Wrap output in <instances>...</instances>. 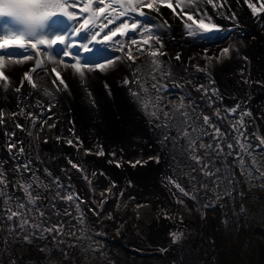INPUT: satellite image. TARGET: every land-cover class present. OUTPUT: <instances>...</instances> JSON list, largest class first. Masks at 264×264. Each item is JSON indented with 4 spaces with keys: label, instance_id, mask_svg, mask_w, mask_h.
<instances>
[{
    "label": "bare ground",
    "instance_id": "6f19581e",
    "mask_svg": "<svg viewBox=\"0 0 264 264\" xmlns=\"http://www.w3.org/2000/svg\"><path fill=\"white\" fill-rule=\"evenodd\" d=\"M95 1L97 2L95 8L91 6L89 11L81 13L79 10L85 7V0H77L76 6L69 9V11L76 13L77 21L69 22L66 18L62 17L61 27L50 28L54 29L53 31L46 29L48 35L51 36L53 32L62 33L69 27L82 23L84 18H88L90 24L93 22L95 23V31H100L104 28V24L108 23L109 20L113 21L112 24H109V28H115L119 26L120 21L125 19V17L120 16V12L122 11L120 4L115 3L114 0H103L102 3L100 0ZM254 2L259 6L260 0H254ZM97 6L103 8L104 11L102 13L97 12ZM201 7L204 8V5H201ZM158 9L159 12L151 11L148 8H142L140 10L146 14L150 13L147 23L155 26L158 30L157 34L160 35L162 39L163 50L167 54L161 57L165 67L171 65L175 69L177 79L183 77L185 81L190 80L192 82L188 83L181 91L186 96L189 94L191 95V99L194 102V112L197 116L203 112L205 114H213V121L218 120L214 116V108L218 105V99L213 97L215 104L213 107H209L208 99L203 97L201 93L196 92L193 87V84H203L206 87L213 88L215 85L208 82L211 80L213 72L217 73L218 79L220 78L221 80V83L216 82L222 86V88L220 87L221 96L229 101L226 107L237 100L238 94L242 97L241 94L244 92L243 89L248 85V83H243V79H249L251 81L250 86L254 88L258 82H264V38L261 37L262 34H264V31H262L263 27H261L264 23V14H258L256 17H253L251 15V10L243 3V0H228L227 8L221 11L227 16L235 14L237 19L232 21L222 18L211 5L206 6L205 10L213 17L215 23L222 24L227 31H235V34L239 35L241 38L239 42L244 43V49L243 46L237 44L232 49L231 58L226 60L223 66H214L211 64L210 74H205L196 70V65L204 66L206 63L202 58L204 47L187 39L186 30L182 25L186 17L181 19V9H176V13L180 15L174 14L171 9L166 10L169 11V13H166L163 7H158ZM126 19L132 22L141 18L138 13H132L128 15ZM6 20L7 18L0 20V28H2V24ZM165 21L167 22V27H161L162 22ZM107 31L108 29H104V31L101 32V36L97 37V39H101ZM85 35L86 33L81 34L79 37H71V40L75 41L77 45L87 43ZM135 35L140 38L141 34L135 33ZM125 39H122L119 33H117L113 40L107 42V50H104L100 44L93 43V45L90 46H93L94 50L89 55H85L86 51L81 49L80 56L83 61L87 62H102L104 58L123 56L124 53L118 49L121 43L126 41ZM194 43L196 47L192 46L188 49V46L195 45ZM61 47L62 45L59 46L56 51H60ZM38 48L41 52L43 51V46H38ZM177 53L181 55L180 61L174 59ZM209 53L210 51H208V54ZM32 54L34 57L32 61L25 62L22 66L15 65L12 69L8 70L7 74L10 76L13 84L19 86L23 78V73L25 71H30L31 68L35 66V59H43L42 56L36 57L35 53ZM244 57H247V60H245ZM57 58L59 59L60 57L57 56ZM67 58L66 60L65 57H63L65 62H74L70 57ZM146 59H148L150 63V58L141 56L136 62L137 67L144 65ZM128 63L130 62L120 64L118 66V71H114L107 76L102 77L100 74H96L90 81L92 95L98 102L95 107L91 105V98L87 96L86 89L78 86V79L73 78L71 70L62 72V78H64L69 85L70 91L56 92L54 98L45 96L39 89H31L26 81L20 93H17L14 87L7 91L0 90V111L5 113V122L0 124V170L5 172L9 182L6 190L9 189L10 193L8 196L4 197V199L11 198L14 201L11 205H7L6 209H2V202L0 204V218H2L3 224L2 229H0L2 230V232H0V249H4L3 254L0 255L2 264H11L8 262V257H15V254L19 255L16 243L9 234V229L11 228L9 223L11 221H8L6 217L8 214V207H15L18 202H25V200L20 198V196L24 194L23 190L16 186V181L19 180L21 176L13 172V169L18 164L26 163L29 160L32 161V172H25L22 173V175L31 178L34 173L43 178L45 183H49L53 180L52 177L45 174V170L51 171L53 177H59L61 183L64 184L66 188L73 189L76 194L85 201L84 206L89 217L91 229L107 246H109V243L106 234L113 236V233H108L109 224L104 222L102 217L109 214L117 197L113 200L112 205H110L109 202L105 203L103 211H98L96 204L103 198L101 194L105 193L106 189L111 188L114 183L116 187L114 193L116 195H123V203L131 212L125 222L127 229L123 237L124 241L129 245V255L136 258L137 255L134 253L139 254L144 251V255L147 259H153L155 256H158L162 264H169L162 250H159V248L164 249L161 247L167 246L165 249H168V247L170 248L174 244L182 243L184 234H187L193 240V249L196 251V254L201 250L200 244L195 239V235L192 238L193 233L190 228L185 232H181V228L176 227L172 233H180L181 240L174 243L172 233L166 237L165 231L162 228L157 229L153 227L150 231L149 225L152 219L151 217H149V219L144 218L142 222L140 221L141 218L145 217L144 214L146 211L152 210V212H156L155 210H158L161 206L167 205L169 206L167 207L170 212L166 213V216H159V218H182L185 215L183 214V216H181V210L176 202L175 188L171 187V190L168 191L164 203H162L154 193L156 189L158 190L160 182L159 175L169 177L175 174L174 168L173 170H168L169 156L166 155L164 158L166 161H161L159 164L153 161L145 166V168H154L159 172V175H156L155 178H153L155 174L153 173L149 179L146 177H134L128 172H117L114 166H111L115 163H109V161L113 159L120 161L121 164H129L128 161H135L137 159L147 160L148 157L157 155L159 151L157 136L154 134L157 130L153 127V124L150 123L149 116L139 110L138 105L130 95L129 87L134 90L136 85L125 86L122 84V80L125 76H131V71L127 66ZM249 63H252L254 66L253 75L251 77L246 73ZM51 67L52 65L47 63L44 68L38 69L37 73L34 74V79L42 85L46 80L55 79V73H52L51 77L47 76V72L51 71ZM219 68H221V70H226V75H221ZM242 68L245 70L244 77L240 75V70ZM230 74L237 80L238 90L240 88L239 92H237L236 82L233 80L229 81L228 76ZM150 76V70L144 69L142 78L146 79L149 84L151 83ZM105 82L110 86L111 95H108L104 89ZM57 83H59V81H57ZM49 102L54 104L55 107L51 113H45L42 117V119L48 120V124L40 130L39 136L35 134V127H33L29 119H26L23 115H16L13 117V114L20 113L22 109L26 112L40 115L41 109L38 104L43 103L46 107ZM185 103H187V100ZM169 107L175 106L171 105L169 102ZM49 116L52 118L48 119ZM16 123L23 125L27 131L16 128ZM52 123L56 124L55 128H49L48 125ZM36 127L40 128L38 125ZM9 132H15L16 135L13 139L18 144L22 143L23 148L26 150L23 155H18L17 158H13L12 154L7 149ZM28 132H31L32 135L30 136ZM226 133L233 137L230 127L226 130ZM172 134L175 135V132ZM58 136L63 139L57 141ZM70 138L74 141L78 138L83 148L77 150L69 146L66 140ZM181 144H186V141L182 140ZM100 147H102L105 152L104 156L95 155V152L98 151ZM87 149H91L93 154L85 155V150ZM113 152L116 153L115 158L111 155ZM69 158L84 169L83 172L86 173L88 178L91 176H93V178L86 179L85 175H82V172L72 169L71 165L68 163ZM178 160L179 169L181 170L187 168L186 165L191 163L190 160H185L184 157L179 156V154ZM175 163L176 162L173 161L172 165ZM93 173H96V175H93ZM193 176L198 178L195 180L196 188L200 190V185L205 183L208 177H205L202 172H193ZM89 180H91V184ZM91 188L101 191V194L97 192L96 194L92 193ZM57 191L58 189L55 184H53L50 190L46 191L40 189L41 195L45 197L40 203L42 205H51L47 207L46 214L50 222L57 221V209L67 206L64 200H62L63 207L57 206L60 204V199H53ZM147 193H151V195ZM53 204L55 205L54 208ZM138 205L140 207H138ZM174 208H176L177 213L172 214L171 210ZM66 209L68 208L66 207ZM97 212H99V215L96 214ZM135 230H139L142 236H139V234L137 235ZM147 230L150 240L146 237ZM15 231L16 230L11 233L14 236ZM136 245H138L137 247L139 249H135ZM17 246L20 247V243L17 244ZM61 248H63V246H61ZM64 251L66 253L65 249ZM207 252L212 255L208 246ZM114 253V250L110 248L109 254L113 258ZM37 258L43 260L46 257L40 255L37 256ZM213 261L214 260L211 259L209 262L213 263ZM16 264L32 263L24 262ZM68 264L70 263L68 262ZM113 264H117L115 259ZM135 264H137V262H135ZM139 264L155 263L146 260Z\"/></svg>",
    "mask_w": 264,
    "mask_h": 264
},
{
    "label": "snow or ice",
    "instance_id": "6c2138e0",
    "mask_svg": "<svg viewBox=\"0 0 264 264\" xmlns=\"http://www.w3.org/2000/svg\"><path fill=\"white\" fill-rule=\"evenodd\" d=\"M102 3L103 0H100ZM115 3L120 4L122 11L120 12L121 17H125L124 20L119 22V26L115 28H109V24L113 21L109 20L108 23L104 24V28L100 31H95V23L89 22L88 18H84L82 23H78L75 26L69 27L66 31L53 32L51 36L48 35L46 29L48 28H59L62 25V20L59 17L66 18L69 22L77 21V15L73 11H69L70 8L76 6L77 0H0V20H7L2 24L0 28V90H10L15 88L17 93L22 91L25 81L31 87V89L41 90L47 97H55L56 92H69V85L65 79L62 78V72L71 70L74 79H78V86L86 89V94L90 99V103L93 107L97 105L96 99L93 97L90 81L100 74L102 77L108 74L118 71V66L124 62L128 63V68L131 71V76H125L122 80V84L125 86L136 85L133 90L129 87L131 97L138 105L139 110L144 112L150 118V123L157 130L154 134L157 136L158 154L155 156L148 157L147 160L137 159L135 161H128L129 165L133 168L144 167L150 162L157 164L169 156L171 161L176 163L172 165L174 169L179 168V156H183L185 160L194 161L195 163H188L186 167L190 171L183 172L184 175L188 176L190 181H195L198 178L193 176V172H202L205 177L216 176L219 170L212 172L209 164L205 161V156L202 155L197 149V141L200 138H207L211 143L199 144V149H203L205 153H214L217 159H220L223 155L233 156L239 160L241 171L246 167L244 161V154L249 156L252 155L250 151L251 142L248 137V133L245 129L244 120L246 117H251L252 113L248 110H243L239 104L232 108H216L214 116L216 119L221 121L231 120V118L239 113V119L231 123L232 132L235 134L233 139L228 133L222 131L220 126L213 121V114H205L203 112L197 116L194 112V102L191 99V95L185 96L182 92L179 96V103L175 107H169V101L166 100V96L169 94L170 88H176L183 90L188 83H192L190 80L185 81L183 77L177 79L175 69L168 65L165 67L161 57L167 55L163 50V42L160 35L157 34V29L154 25L147 23L149 14L141 11L142 8H148L151 11L159 12L157 5L165 6L172 10L174 14L176 9H181V19L186 17L183 24L186 30V37L191 41L200 44L201 46L213 44L218 38L219 34L224 31L222 26L214 22L213 17L209 15L208 11L205 10L207 5H211L213 9L217 11V14L221 15L222 18L230 19L235 21L236 15H225L221 10L227 8L228 0H114ZM243 3L251 10V15L256 17L258 14H264V0H260L259 6L254 0H243ZM175 4V6H174ZM21 5L24 11L5 10L6 6ZM204 5V8L201 7ZM91 7V0H85V7L80 8V12L84 13L89 11ZM97 12H103L104 9L97 6ZM132 13H138L141 19L129 22L126 17ZM198 17V18H194ZM191 21V23H188ZM161 27H167V22H162ZM104 29L108 31L103 35L101 39L97 37L101 36V32ZM85 35L87 43L76 44L75 41L71 40V37H79L81 34ZM119 33L121 37L127 35L140 33V38L137 39L135 36L131 39V47L127 45H120L119 51L124 53L123 56H116L114 58H104L102 62H87L83 61L80 56V50L84 49L86 52L91 53L93 47L90 45L100 44L104 50H107V42L113 40L116 34ZM61 58H57L56 49L59 46ZM38 46H43L41 52ZM209 48H204L202 58L206 61L204 66L196 65V70L205 74H210L211 61L215 59L218 63L222 59H228L232 56V47L226 46L220 49V53L217 56L208 55ZM36 57H43V59H35V66L30 71L23 73V78L19 83V86L13 84L10 76L7 74L9 69H12L15 65H24L25 62L32 61L34 59L33 54ZM145 56L150 58L146 59L145 64L137 67V60ZM18 57V58H17ZM63 57H70L74 62H65ZM176 61L181 60L179 53L174 57ZM247 60V57H244ZM47 63L52 65L51 71L47 72V76L51 77L52 73H55L56 78L46 80L42 85L36 79L34 74L37 73L38 69L44 68ZM59 69V70H58ZM144 69H148L151 72L149 84L146 79L142 78ZM241 77H244V69L240 70ZM59 81V83H57ZM214 83V81H211ZM243 83H251L249 79H243ZM264 85V82H258ZM195 91L201 93L203 97L208 99V106L213 107L215 100L213 97L219 96V91L215 88H209L205 85L193 84ZM104 89L108 95H111L110 86L107 82L104 83ZM187 100V103L185 101ZM41 109L40 115H36L31 112H26L23 109L16 115H23L26 119H29L33 125H37L43 129L48 120L42 119L45 113H51L55 107L52 103L38 104ZM5 113L0 111V124L4 123ZM52 117L49 116L48 119ZM49 128H55L56 124L52 123L48 125ZM15 127L22 131H27L23 125L16 123ZM191 129V131H189ZM207 129H211L209 132ZM175 132V135L172 133ZM196 135H193V134ZM31 136L32 133L28 132ZM15 132L8 133V144L7 149L12 154L13 158H17L18 155H23L25 149L22 143L18 144L13 138ZM62 137H57V141L62 140ZM259 144L257 148H264V137H257ZM186 141V144L182 145L181 141ZM66 143L81 150L83 148L82 143L77 138L67 139ZM225 144L227 147V153H225ZM239 145V152L233 153L234 147ZM93 154L91 149L85 150V155ZM97 156H104L105 152L102 147L95 152ZM112 157L115 158L116 153H111ZM68 163L72 169L78 172H83L84 169L76 162H73L70 158ZM109 163H115L117 168L122 167L120 161L113 159ZM32 161L29 160L26 163L18 164L13 172L25 173L32 172ZM182 171V170H181ZM45 174L49 177H53L51 171L45 170ZM102 174V173H101ZM96 175V173H93ZM87 179V177H85ZM91 184V180H89ZM166 183L172 188H175L182 194L183 197H188L192 200H198L199 197L196 192L199 191L195 186L192 191H188L179 183L176 179L175 174L166 178ZM229 183L231 181L229 180ZM8 178L4 171L0 170V202L11 205V199H4L7 196L6 189L8 188ZM53 184L56 185L58 191L56 192L53 199H60L66 202L75 203L77 208H81L85 203L76 193L70 189L67 190V194H64L61 189H65L66 186L61 183L59 177H53V180L49 183H45L38 175L34 174L31 178L21 176L16 181V186L22 189L25 196V202H18L15 207L7 208V220L8 221H19L16 224V228L9 229V234L12 231H18V239L23 240L25 243L31 245L35 239H45L47 235H51L53 240L58 244L62 242L64 235V225H53L52 227H43V221L41 223L32 222V213L39 211L40 217H44L46 212L42 207L39 206V202L45 199L41 195L40 189L50 190ZM112 187H115L113 183ZM205 191L208 190L209 184L203 183L200 185ZM111 188L106 189L105 193H102V199L97 203L101 205L107 203V194L111 192ZM226 195H231L227 193ZM222 197H217L221 199ZM177 203L184 204L182 198L177 199ZM55 205L53 204V208ZM138 207H140L138 205ZM203 208L214 207L213 204L207 203L202 204ZM99 215V212L96 213ZM65 215L71 216L72 213L66 211ZM169 218L170 217H166ZM84 217H79L80 222H83ZM109 219H112L109 214ZM173 242L181 240L180 233H172ZM43 251V249H40ZM55 251V249H53ZM4 249H0V255H2ZM51 255V253H49ZM2 264V260H0ZM12 264H16L13 260Z\"/></svg>",
    "mask_w": 264,
    "mask_h": 264
},
{
    "label": "flooded vegetation",
    "instance_id": "af4514ba",
    "mask_svg": "<svg viewBox=\"0 0 264 264\" xmlns=\"http://www.w3.org/2000/svg\"><path fill=\"white\" fill-rule=\"evenodd\" d=\"M188 23H191V21H188ZM218 25L222 26V28L224 29V26L222 24H218ZM261 27H263L262 31H264V23L262 24ZM131 35L139 39V37L136 36L135 34H131ZM261 37L264 38V34H262ZM132 38L133 37H130V35H127L126 39L125 37H122V39H125L126 41H123L121 45H127L128 47H131ZM231 39H235L237 41V44L243 46V49H244V43L239 42L241 41V38L239 37V35L235 34V31H231V30L227 31L226 29H224V31H222L219 34V38L213 44H211L210 46L204 45L202 47L204 48L208 47L211 53L213 52V49H217L218 46L224 44L225 42ZM237 44L232 45L231 46L232 49ZM192 46L196 47V44L188 46V49H190ZM224 61L225 59H222L221 63H218V62L216 63L212 60L211 64L214 66H223L224 64L222 62ZM219 69H220L221 75H226L225 74L226 70H221V68ZM253 69H254V66L252 65V63H249L247 66V70H246V73L249 77L253 75L252 74ZM228 77H229V81L233 80L234 82H236L237 92H239L240 88L238 90V82L236 79H234L235 77L232 74H230ZM211 81H214L213 84L215 86H213V88L219 91V96L215 97L218 99L217 101L218 105H216L214 110L216 108H221V109L232 108L235 105L239 104L243 110L251 111L252 113L251 117H246L244 120L246 127L245 129H242V131L246 130L248 133V137L251 142L250 151L252 152V155L249 156L247 154H244V161H245L246 167L242 174L239 160L236 158L235 155L228 156L225 154L221 156L220 159H217V156L214 153H205V151L203 149H199V145H197L196 147L199 150V152L205 156V161L206 163L209 164L210 170L212 172H216L217 169L219 170L216 176L207 178V181L205 183L209 184L208 190L205 191L204 188H201L198 192H196V195L199 197V200L194 201L192 199H189L188 197H183L182 194L179 193V191L176 189L175 191L176 202L178 198H182L184 200V204L177 203L178 207L181 210V216L185 214L182 218H177V217L176 218L170 217V219L169 218H159V216H166L167 215L166 213L170 212V210L168 209L169 207L168 205H167L168 207L161 206L158 210H155L156 212H152V210L145 212L144 214L145 217L141 218L140 220L141 222L144 220V218L149 219V217H151L152 219L150 220V224L154 222L156 223L167 222L170 224L169 227H172V229H174V227L175 229L176 227L181 228L180 229L181 232H185L188 228H190L193 233L192 238L195 235V239L200 244L201 250L199 251L198 254H196V251H194L193 249V245H194L193 240L191 239L190 236H188L187 234H184L183 235L184 240L182 243L174 244L170 248L168 247V249H165L167 246L161 247L164 249L159 248V250H162V253L165 255L169 264H218L219 256L221 254V249H220L221 236L218 234V228H217L218 222L220 220V216L226 217L230 219V221L232 220V218H236L237 207H239V214H241V217H240V221H238L237 219H234V221H237V223L233 222L234 227H236L238 231L242 233V231L244 230L245 224H247L248 225L247 241L249 242V239H253L254 243L258 245L256 247L258 249L259 255L264 253V222H263L264 219H260V220L254 219L253 221L247 222L243 225L245 218L246 220L253 218V212H251L252 208H249L248 206L244 208L243 203H242L246 196L255 195L260 199V201L263 203V206H264V148L256 147L259 144V140L257 139V137H264V85H262L261 83H258V84L256 83L257 85L254 88L250 86L251 83H248L246 88L243 89L244 92H242L241 94L242 97H240L238 94L237 100L234 103L230 104L228 107H226L229 101L225 100V97L223 98L221 96L220 90L222 86L216 83V82L221 83V80L220 78L218 79L217 73L213 72V75L211 76V80L208 82L211 83ZM175 90L180 93L182 92L181 90L176 89V88H170L169 91H175ZM237 119H239V113L234 115L231 118V120L221 121L218 119V120H214V123L218 124L220 128L222 129V131L226 132V130H228L229 127L231 128V123H234L235 120ZM207 130H210L211 132V129H207ZM234 137H235V134L233 133V139ZM208 142L211 143L212 141L209 140ZM227 151L228 150L225 144V153H227ZM232 151L233 153L239 152L240 151L239 145L234 147ZM162 161H166V160L163 159ZM190 162L195 163L194 161H190ZM172 163L173 161L171 162L169 160L168 170H173ZM174 171H175V176H176L177 181L181 183L182 186H184L186 190L192 191L193 187L194 186L196 187V181H190L188 176L183 174V172L190 171V169L185 168L184 170L181 171V169L178 168V169H174ZM82 173L85 174V177H87V179L93 178V176L88 178L85 172H82ZM18 174H20V176H23L22 173H18ZM159 176H160V182L158 186L159 191L156 189L155 190L156 192L154 193L158 196L157 198L160 201H162V203H164L167 197L168 191L171 190V186L169 187V185L166 183V178L168 176H165V175H159ZM41 179L45 182L43 178ZM229 180L231 181V183H229ZM221 181L227 182L228 186L238 185V190H237L239 194V205L238 206H237L238 198L236 196H235L236 197L235 205H232L230 202H227V201L223 202L222 200L223 198L217 199L218 196L221 197L220 196V186H219L221 184ZM115 188L116 187H111L112 190L110 193H108V196H107V202H109L110 205H112L113 200L117 197V200L112 205V210L109 212L111 213L112 219H109V214H107V217L104 216L102 218L104 222L109 224L108 233H113V236L106 234L107 237L108 235L110 236V239L108 238L109 246L105 244L108 254H109V249L112 248L115 252L113 261L115 259L117 264H135V262L139 264V263L145 262L146 260L148 262L162 264V261L161 259H159L158 256H155L153 259H147L146 256L144 255L145 254L144 251L140 253L138 252L139 254L133 252L134 254L137 255L136 258L132 257V255H129L130 253L128 250L129 245L124 241L123 237L127 229L126 228L127 225L125 222H126L127 217L129 216L130 211L126 205H123L124 207L123 209L119 211L116 210L117 208L116 204L119 199H121V204H123V195L122 194L116 195L114 193ZM254 188H256L257 190L253 191ZM15 189H16V186H15ZM231 190L233 192L235 191L234 189H231ZM6 191H7V196H8L10 191L9 189ZM147 194L151 195V193H147ZM221 194L223 195V197H225L226 195L224 194H226V191L223 189L221 191ZM20 198L25 200L24 194L21 195ZM11 201L12 203L14 202L13 199H11ZM40 202H39V206L42 207L47 214V207H50L51 205L49 204L42 205ZM207 203L213 204L214 207H209V209L211 210V214L208 213L206 215L204 212V208L202 207V204H207ZM6 206H7L6 204L2 203V209H6ZM217 212L219 214H217ZM221 212L223 213L220 215ZM171 213L172 214L177 213L176 208L172 209ZM202 216H204L205 218H202ZM44 217L47 218L46 215ZM47 220L49 219L47 218ZM54 223H58V221H55ZM122 223H123L125 232H122L120 237L117 238L116 237L117 235L113 232V229L115 227L117 228L118 227L117 225L122 224ZM43 226H44V222H43ZM135 233L137 235L139 234V236H142L139 233V230H135ZM146 234H147L146 237L150 240L148 230ZM11 236H12V240L16 243V248L19 247L17 246V244L19 243L21 244V241L23 240L18 239L17 234H15V236L11 234ZM137 246L138 245L135 246V249H139ZM207 246H208V249L211 251L212 255H210L207 252ZM27 250L30 251L31 248L29 247ZM121 253L126 255L127 262H125L126 259L122 258ZM40 255L43 257L45 256L44 254H41L36 251L34 255L32 254V256L36 258L37 256H40ZM30 256L31 254H28V253L20 254L19 252V255L15 254V257L13 256L8 257V262L12 264V261L15 260L16 263H22V260L29 259ZM211 259L214 260L213 263L209 262L211 261Z\"/></svg>",
    "mask_w": 264,
    "mask_h": 264
},
{
    "label": "rangeland",
    "instance_id": "374dc122",
    "mask_svg": "<svg viewBox=\"0 0 264 264\" xmlns=\"http://www.w3.org/2000/svg\"><path fill=\"white\" fill-rule=\"evenodd\" d=\"M96 1L91 0V6L93 8L96 7ZM160 8L161 5H157V8ZM234 44H237V41L235 39H231L224 44L217 47V49H213V52L209 53V56H217L220 52V49L226 46H232ZM63 47V46H62ZM93 47V46H91ZM94 50V47H93ZM57 56H60V51H57ZM67 60L68 58L65 57ZM214 62L217 63L215 59H213ZM226 61V59H225ZM224 61V62H225ZM95 62V61H94ZM222 62V63H224ZM221 63V62H219ZM180 92L178 91H169V94L166 96V99L170 102L171 105L176 106L179 103V96ZM41 128L35 127V134L40 135ZM191 131V129H189ZM210 132V130H208ZM194 135H196L194 133ZM209 139L207 138H200L197 141V145L200 143L208 144ZM196 145V146H197ZM230 171V170H229ZM84 176L85 174L82 173ZM222 179V177H221ZM219 185V184H217ZM220 186V196L223 198V202L227 201L230 202L232 205H235L236 203V197L238 198L237 206L239 205V194L237 192L238 185L236 186H228L227 182L221 181ZM226 191L228 193H231V195H226L223 197L221 194L222 190ZM231 189H234L233 192ZM68 188L62 189L61 191L64 192V194H67ZM72 192L76 193L73 189H70ZM257 189L254 188L253 191H256ZM92 193L101 194V191H98L95 188H91ZM112 194V193H111ZM79 196V195H78ZM112 196V195H111ZM236 196V197H235ZM80 197V196H79ZM81 198V197H80ZM82 199V198H81ZM60 204L57 206H62V200H59ZM243 207L246 208L247 206L251 209V212H253V218L247 219L245 218V221L243 225L247 222H251L254 219L260 220L264 219V206L263 203L260 201V199L255 196H246L243 200ZM67 206L61 209H57L58 212V223L49 222L47 218L40 217L39 211H36L32 213V222L33 223H41V221L44 222L43 227H52L53 225H64V235L62 238L61 243H56L51 235H47L45 239H35L31 245L25 243L24 241H21L20 247H17L20 254H32L34 255L35 251L39 252L41 254L45 255V259L41 260L36 257H31L26 260H22V263L28 262L32 264H113V257H111L108 254V251L105 247V242L92 231L89 217L87 215L86 209L84 204L81 208H77L76 204L73 202L69 204V202H66ZM124 203L121 204V199L117 201L116 204V210L119 211L123 209ZM98 211H103V208L105 207V204L102 206L96 204ZM66 207L68 209H66ZM71 212L72 215H65V212ZM204 212L207 215L208 213L211 214V210L209 208H204ZM223 212L220 213V215ZM111 214V213H109ZM131 212H129V215ZM217 214H219L217 212ZM83 216V222H80L79 217ZM107 217V215H106ZM241 214H239V207L236 209V218L230 219L226 217H221L218 222V234L221 236L220 240V249L221 254L219 256V262L218 264H264V253L259 255L258 249L253 239H249V242L247 241L248 236V225L245 224L244 230L241 232L238 231L236 227H234L233 222L237 223V221H234V219H237L240 221ZM103 218V217H102ZM202 218H205L202 216ZM224 218V219H223ZM230 218V217H229ZM264 222V221H263ZM19 221L10 222V227L12 229L16 228V224H18ZM2 218H0V229H2ZM118 227L113 229V232L117 235L116 237L119 238L122 232H125V229L122 224H118ZM2 232V230H0ZM18 235V231L14 232ZM239 235V236H237ZM107 236V235H106ZM2 237V235H1ZM108 238L110 239V236L108 235ZM63 246V248H61ZM31 248V250H27L28 248ZM40 249H43L41 251ZM55 249V251H53ZM66 250V253L64 251ZM51 253V255H49ZM122 258L126 259V255L121 253ZM218 259V258H216ZM127 262V259L125 260ZM156 264V263H155Z\"/></svg>",
    "mask_w": 264,
    "mask_h": 264
},
{
    "label": "water",
    "instance_id": "95a60500",
    "mask_svg": "<svg viewBox=\"0 0 264 264\" xmlns=\"http://www.w3.org/2000/svg\"><path fill=\"white\" fill-rule=\"evenodd\" d=\"M59 19H62V17H60ZM47 30H51V31H53L54 29H50V28H48ZM106 161V160H105ZM123 166L122 167H120V168H117L116 166H115V164L114 165H111V166H114V169L117 171V172H121V173H126V172H128V173H130L131 175H133L134 177L136 176V177H146L147 179H149L150 177H151V175L153 174V173H155L154 175H153V178H155L156 177V175H158L159 174V172L157 171V170H155L154 168H148V167H146L145 168V166L144 167H136V168H133V167H131L129 164H127V163H123L122 164ZM151 166H156V165H151ZM144 175V176H143ZM169 223H167V222H159V223H156V222H154V223H152V224H150L149 225V229H150V231L152 230V228L153 227H155V228H157V229H160V228H162V229H164V231H165V236L166 237H168V235H170L174 230H175V227H174V229H172V227H169ZM172 229V230H171Z\"/></svg>",
    "mask_w": 264,
    "mask_h": 264
},
{
    "label": "clouds",
    "instance_id": "9594fccd",
    "mask_svg": "<svg viewBox=\"0 0 264 264\" xmlns=\"http://www.w3.org/2000/svg\"><path fill=\"white\" fill-rule=\"evenodd\" d=\"M5 10L6 11H8V10H15V11H20V12H23L24 11L23 6H21V5L6 6L5 7Z\"/></svg>",
    "mask_w": 264,
    "mask_h": 264
}]
</instances>
